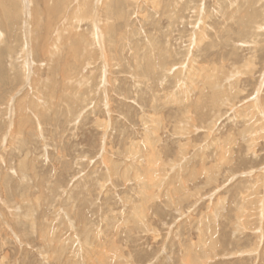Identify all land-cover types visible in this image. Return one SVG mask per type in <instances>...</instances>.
I'll return each mask as SVG.
<instances>
[{
    "label": "rangeland",
    "instance_id": "rangeland-1",
    "mask_svg": "<svg viewBox=\"0 0 264 264\" xmlns=\"http://www.w3.org/2000/svg\"><path fill=\"white\" fill-rule=\"evenodd\" d=\"M0 264H264V0H0Z\"/></svg>",
    "mask_w": 264,
    "mask_h": 264
},
{
    "label": "bare ground",
    "instance_id": "bare-ground-1",
    "mask_svg": "<svg viewBox=\"0 0 264 264\" xmlns=\"http://www.w3.org/2000/svg\"><path fill=\"white\" fill-rule=\"evenodd\" d=\"M47 3V2H46ZM52 52V51H51ZM187 262V261H186Z\"/></svg>",
    "mask_w": 264,
    "mask_h": 264
}]
</instances>
